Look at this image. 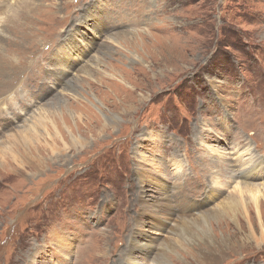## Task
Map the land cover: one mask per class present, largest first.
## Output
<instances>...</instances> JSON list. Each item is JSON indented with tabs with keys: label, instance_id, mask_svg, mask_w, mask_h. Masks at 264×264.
Returning <instances> with one entry per match:
<instances>
[{
	"label": "rangeland",
	"instance_id": "obj_1",
	"mask_svg": "<svg viewBox=\"0 0 264 264\" xmlns=\"http://www.w3.org/2000/svg\"><path fill=\"white\" fill-rule=\"evenodd\" d=\"M0 83V264H264V0H0Z\"/></svg>",
	"mask_w": 264,
	"mask_h": 264
},
{
	"label": "bare ground",
	"instance_id": "obj_2",
	"mask_svg": "<svg viewBox=\"0 0 264 264\" xmlns=\"http://www.w3.org/2000/svg\"><path fill=\"white\" fill-rule=\"evenodd\" d=\"M60 35V34H59ZM70 41H72L71 39H70ZM50 42H51V40H50ZM129 43V41H126L125 42V44L127 45ZM57 47L59 46V44L57 43V45H56ZM40 59V57H37V59H36V61H38ZM51 60H52V55L51 56H49V57H47V63H49L50 64V62H51ZM32 62H34V61H32ZM46 62H44L43 64H45ZM39 67V65H37L36 67H35V69H34V71L30 74V75H28V74H26L24 71H21L20 72V75L16 78V80H15V83L18 81V80H20V79H22L23 81H24V84L25 83H29L32 79H34V78H36V77H40V78H42V73H41V71H37L36 69ZM55 72V71H54ZM59 74L58 73H54V74H51V76H50V81L52 82V84H55V83H60V80H59V76H58ZM64 78V77H63ZM34 83V82H33ZM16 84H18V83H16ZM62 84H63V82H62ZM0 86H1V83H0ZM34 86H35V83H34ZM69 88H71V90H74V87H72V86H69ZM11 99H3V98H1V96H0V106H4L6 109H0V115H2L3 114V117H5L6 115H7V112H9V111H11V113H13L14 111H15V109H14V106L13 105H11V104H9V101H10ZM14 101H18V100H20V98H19V96H15V98L13 99ZM4 160H5V167L4 168H6V170L8 169V167L10 166V164H9V161H8V157L10 156V154H9V148L8 147H6L5 148V151H4ZM9 155V156H8ZM6 156H8V157H6ZM6 157V158H5ZM9 170V169H8ZM244 177H246L247 179H250V178H252V175H249V176H244ZM259 197H260V194H259V192H252V193H250V202L254 205V206H256L257 205V203H258V200H259ZM146 197H145V195L143 194V195H141V196H139L138 197V201H139V205H140V208H141V212H142V215H144V214H149V213H151V214H156L157 216H166V215H170L171 213H170V208L172 207V208H174V203L175 202H177L176 203V205H175V207H178L179 206V204H182L181 202H182V200L184 199V196L180 193V192H178L177 193V200L175 201V200H172V198L170 199V204H172L171 205V207H169V201H168V199L170 198H168V196H166V195H164V194H161L160 195V197H158V198H156L155 200H148L147 201V199H145ZM150 203H152V204H150ZM154 206H156L157 208H158V210L157 211H155V210H152L153 209V207ZM196 211V208H192L190 211H184V212H177V213H175L174 214V216L175 217H177V216H184V215H188V213H193V212H195ZM157 212V213H156ZM173 212V211H172ZM177 214V215H176ZM155 215V216H156ZM156 216V217H157ZM142 221H141V219H138L137 220V224H139V225H142ZM162 223V221H161V218H159V217H157V218H155L154 219V222L152 223V225H154V226H158V224H161ZM132 242H133V245L135 246V247H141V248H145V247H147V246H149V244L148 243H143V244H140L139 242H137V241H135L133 238H132ZM130 246V245H129ZM134 247V248H135ZM130 248V247H129ZM130 250V249H129ZM131 255V254H130ZM204 257H207L208 258V256H206V254H202ZM202 256V257H203ZM132 257V256H131ZM159 260L158 261H160V259H162L163 258V255H160L159 257ZM210 259V258H209Z\"/></svg>",
	"mask_w": 264,
	"mask_h": 264
}]
</instances>
